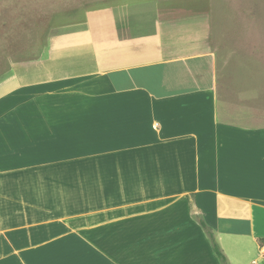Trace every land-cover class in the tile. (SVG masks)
I'll return each instance as SVG.
<instances>
[{"label":"crops","instance_id":"obj_1","mask_svg":"<svg viewBox=\"0 0 264 264\" xmlns=\"http://www.w3.org/2000/svg\"><path fill=\"white\" fill-rule=\"evenodd\" d=\"M211 2L49 12L1 61L0 264H222L208 230L264 264V93Z\"/></svg>","mask_w":264,"mask_h":264},{"label":"rangeland","instance_id":"obj_2","mask_svg":"<svg viewBox=\"0 0 264 264\" xmlns=\"http://www.w3.org/2000/svg\"><path fill=\"white\" fill-rule=\"evenodd\" d=\"M211 1L212 49L218 66H223L224 56L230 57L244 46V52L230 62L231 74L237 80L233 87L244 89L250 82L264 93V0ZM90 2L92 0H0V63L11 59L12 52L20 55L34 22L42 14L73 11ZM225 38L232 43L225 45ZM240 78L243 81L239 84ZM260 104L263 105V100Z\"/></svg>","mask_w":264,"mask_h":264},{"label":"trees","instance_id":"obj_3","mask_svg":"<svg viewBox=\"0 0 264 264\" xmlns=\"http://www.w3.org/2000/svg\"><path fill=\"white\" fill-rule=\"evenodd\" d=\"M208 234H209V236L211 238L212 248H213V251H214L215 255L218 257V259L220 260V262L222 264H226V258L224 256L222 250L218 246V244L214 241L213 234L209 230H208ZM261 243H263V241Z\"/></svg>","mask_w":264,"mask_h":264},{"label":"built area","instance_id":"obj_4","mask_svg":"<svg viewBox=\"0 0 264 264\" xmlns=\"http://www.w3.org/2000/svg\"><path fill=\"white\" fill-rule=\"evenodd\" d=\"M261 252L264 255V247L261 248Z\"/></svg>","mask_w":264,"mask_h":264}]
</instances>
